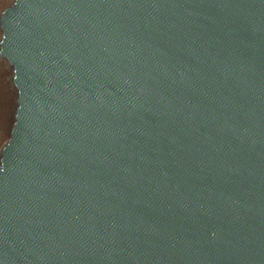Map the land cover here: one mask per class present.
<instances>
[{
    "label": "water",
    "instance_id": "95a60500",
    "mask_svg": "<svg viewBox=\"0 0 264 264\" xmlns=\"http://www.w3.org/2000/svg\"><path fill=\"white\" fill-rule=\"evenodd\" d=\"M0 264H264V0H14Z\"/></svg>",
    "mask_w": 264,
    "mask_h": 264
},
{
    "label": "rangeland",
    "instance_id": "374dc122",
    "mask_svg": "<svg viewBox=\"0 0 264 264\" xmlns=\"http://www.w3.org/2000/svg\"><path fill=\"white\" fill-rule=\"evenodd\" d=\"M14 0H0V14L3 10L8 7ZM1 37V32H0ZM12 73V69L7 62V60L0 56V89L1 87L6 90L7 95L9 96V121L10 123L14 121V113L15 107H17V91L13 84L12 77L10 78V74ZM12 75V74H11ZM16 105V106H15ZM9 123V124H10ZM7 132L2 131L0 129V147L6 142Z\"/></svg>",
    "mask_w": 264,
    "mask_h": 264
},
{
    "label": "bare ground",
    "instance_id": "6f19581e",
    "mask_svg": "<svg viewBox=\"0 0 264 264\" xmlns=\"http://www.w3.org/2000/svg\"><path fill=\"white\" fill-rule=\"evenodd\" d=\"M0 16H1V14H0ZM0 32H1V30H0ZM1 37H2V32H1ZM1 37H0V41H1ZM1 57H3V56H1ZM3 58H5V57H3ZM7 62H8V60H7ZM9 65H10V67L12 69V73H11L12 75L10 74V78L12 77V81H13V68H12V65L10 63H9ZM13 84H14V82H13ZM14 86H15V84H14ZM15 88H16V86H15ZM16 91H17V89H16ZM17 97H18V91H17ZM16 101H17V99H16ZM9 104H10L9 96L7 95L6 90L1 87V89H0V129L2 131L7 132L8 136H7L6 142L0 147V157H1V150L3 149V147L7 143V140L9 138V136H10V133H11L12 125L14 123V121H12L11 123L9 121V115H8ZM17 106H18V103H17ZM16 109H17V107H15V112H16ZM14 118H15V113H14Z\"/></svg>",
    "mask_w": 264,
    "mask_h": 264
}]
</instances>
